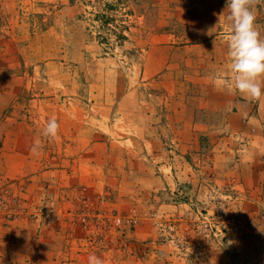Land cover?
Masks as SVG:
<instances>
[{"label": "rangeland", "instance_id": "rangeland-1", "mask_svg": "<svg viewBox=\"0 0 264 264\" xmlns=\"http://www.w3.org/2000/svg\"><path fill=\"white\" fill-rule=\"evenodd\" d=\"M225 4L0 0L3 79H21L23 102L64 103L67 132H96L106 198L75 202L69 228L117 264H264V97L228 91ZM255 17L264 39V0ZM67 135L50 183L84 157Z\"/></svg>", "mask_w": 264, "mask_h": 264}, {"label": "crops", "instance_id": "crops-1", "mask_svg": "<svg viewBox=\"0 0 264 264\" xmlns=\"http://www.w3.org/2000/svg\"><path fill=\"white\" fill-rule=\"evenodd\" d=\"M3 63L0 62V264H89L92 256L101 264L119 263L114 250L111 253L101 249L96 238L87 246L83 237L69 228L74 214L69 209L75 202L86 197L95 202L106 198L110 176L97 170L98 161L90 147L95 143L96 132H67L62 126L66 117L61 114L64 103L28 98L21 101L24 100L21 79L14 82L3 79L8 71ZM137 104L140 109L147 107L141 102ZM53 117L60 125L56 144L65 147L67 134H72V153L81 148L84 157L80 149L81 159L72 166V172L59 168L57 181L50 183L43 176L50 173L49 157L54 141L45 138L42 129ZM147 120L145 115L143 119L136 118V123L142 127L141 123L146 124ZM109 130L107 127L106 132ZM36 140L41 147L33 152ZM130 140L135 141V137ZM126 148L130 150L129 145ZM62 187H70L72 194L65 195L67 190L63 189L62 195L51 196V190L56 192L54 188H58L59 192ZM50 197L54 199L52 203ZM50 204L56 207L55 212L50 211ZM101 229L100 225L95 226L93 235H99Z\"/></svg>", "mask_w": 264, "mask_h": 264}, {"label": "clouds", "instance_id": "clouds-1", "mask_svg": "<svg viewBox=\"0 0 264 264\" xmlns=\"http://www.w3.org/2000/svg\"><path fill=\"white\" fill-rule=\"evenodd\" d=\"M257 0H226L225 9L219 15L218 24L230 22L231 34L227 43L230 73L228 91H238L246 98L259 101L264 97V39L260 38L255 27V5ZM212 31L207 34L212 35ZM216 46V39L213 41ZM60 125L53 117L42 129V135L48 140L58 138ZM41 142L36 140L33 152H37ZM89 264H101L92 256Z\"/></svg>", "mask_w": 264, "mask_h": 264}, {"label": "built area", "instance_id": "built-area-1", "mask_svg": "<svg viewBox=\"0 0 264 264\" xmlns=\"http://www.w3.org/2000/svg\"><path fill=\"white\" fill-rule=\"evenodd\" d=\"M116 222H122V218L119 217V216H117V218H116Z\"/></svg>", "mask_w": 264, "mask_h": 264}]
</instances>
